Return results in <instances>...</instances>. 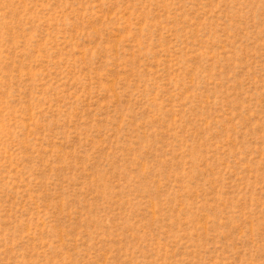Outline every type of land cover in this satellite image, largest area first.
I'll return each instance as SVG.
<instances>
[{"label":"rangeland","instance_id":"374dc122","mask_svg":"<svg viewBox=\"0 0 264 264\" xmlns=\"http://www.w3.org/2000/svg\"><path fill=\"white\" fill-rule=\"evenodd\" d=\"M0 264H264V0H0Z\"/></svg>","mask_w":264,"mask_h":264}]
</instances>
